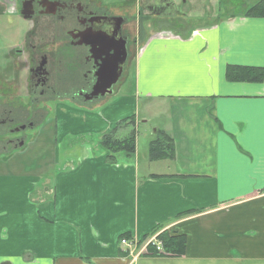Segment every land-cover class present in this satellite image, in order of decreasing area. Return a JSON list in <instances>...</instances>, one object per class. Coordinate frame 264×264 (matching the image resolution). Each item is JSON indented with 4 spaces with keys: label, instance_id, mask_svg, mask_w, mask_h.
Instances as JSON below:
<instances>
[{
    "label": "crops",
    "instance_id": "1",
    "mask_svg": "<svg viewBox=\"0 0 264 264\" xmlns=\"http://www.w3.org/2000/svg\"><path fill=\"white\" fill-rule=\"evenodd\" d=\"M146 1L136 10L150 15L156 6L167 15L165 0ZM167 1L190 5L194 23L160 17L155 28L150 21V33H163L137 44L127 98L112 104V96L70 104L43 98L31 109L40 120L32 152L0 166V264H264V79L225 77L229 67L264 71V18L245 15L262 0ZM1 14L17 18L13 8ZM48 28L40 27L33 41L66 67L71 89L78 65L64 55L62 37L71 25ZM18 30L22 42L26 30ZM52 43L56 51L48 50ZM6 104L21 113L28 100L22 90ZM131 113L158 127L144 138L142 153L136 140L132 156L116 153L109 162V153L81 140L95 120L106 131ZM157 132L173 140L170 161H148ZM65 141L71 146L60 152ZM157 230L185 236L184 256L125 254L122 239L139 243Z\"/></svg>",
    "mask_w": 264,
    "mask_h": 264
},
{
    "label": "flooded vegetation",
    "instance_id": "2",
    "mask_svg": "<svg viewBox=\"0 0 264 264\" xmlns=\"http://www.w3.org/2000/svg\"><path fill=\"white\" fill-rule=\"evenodd\" d=\"M137 3L141 7L148 4L146 0H129L125 4H103L102 0H0V10L13 8L17 18L24 20L28 27L20 42L16 40L19 33L17 26L0 24V33L15 39L13 44L6 46L10 48L3 55L12 62L5 65L0 73V166L5 167L32 152L40 135V120L36 119V112L31 109L43 98L66 104L109 99L125 80L128 62L135 57L137 44L143 45L152 36L163 33L159 29L150 33L147 30L150 21L154 22L155 28L162 18L183 16L191 20L192 25L194 23L188 16L192 12L188 4H183L184 9H181L165 0L167 15L156 6H153V14L149 15L136 10L134 4ZM203 10L202 18L205 20L210 13L205 8ZM62 23L71 25L62 37L69 53L67 56L74 58L78 64V70L72 69L76 83L71 89L68 83L65 89L60 87L63 83L59 80L62 64L43 53L33 41L40 27L48 26L49 30H54L59 29ZM52 33L58 35V31ZM122 41L126 43L127 59L118 82L111 86L114 61L121 51ZM48 50L56 51L55 44L52 43ZM3 56L0 55V58ZM21 73L25 74L23 79L20 78ZM110 86L111 95L96 96ZM22 90L28 100V104L22 107L26 110L14 112L10 110L13 106L6 104V98L17 97ZM30 131L34 132L32 136H29Z\"/></svg>",
    "mask_w": 264,
    "mask_h": 264
},
{
    "label": "trees",
    "instance_id": "3",
    "mask_svg": "<svg viewBox=\"0 0 264 264\" xmlns=\"http://www.w3.org/2000/svg\"><path fill=\"white\" fill-rule=\"evenodd\" d=\"M245 15L247 18H264V0L250 7ZM225 77L229 82L258 84L262 83L264 79V71L261 68L229 67L226 70ZM123 129L124 133L122 134L126 135L119 137L118 132H121ZM98 139L99 140H97L95 144L100 150L110 154L108 158L109 162L114 161L112 155L116 153H124L126 156H132L136 148L135 119L131 118L117 123L114 130L99 136ZM173 157V140L165 133L157 132L153 141L148 145V160L150 162L170 161ZM157 231L151 235L155 234ZM158 241L161 243L164 253L159 254L153 248L149 247L147 252L150 256L165 258H180L184 256L186 246L185 236L176 235L174 233L170 235L166 232H162L158 235Z\"/></svg>",
    "mask_w": 264,
    "mask_h": 264
},
{
    "label": "rangeland",
    "instance_id": "4",
    "mask_svg": "<svg viewBox=\"0 0 264 264\" xmlns=\"http://www.w3.org/2000/svg\"><path fill=\"white\" fill-rule=\"evenodd\" d=\"M0 24L6 25V26H17V28L22 29V31L24 32L28 27H27V23H25L24 21H20L18 18L12 16L9 17H4L3 14L0 15ZM15 42V39L9 37V36H5L4 34L0 33V55H5L6 54V46L11 45ZM68 52H65L64 55H67ZM12 61L10 59H7L6 56H3L0 58V73L2 72V68L5 67V65H8L9 63H11ZM78 65V64H77ZM132 74H133V70L130 69L125 77V80L123 81V83L120 85V90L117 92V94H113L112 95V99L109 102V104L115 103L120 101L122 98H127V96H129V90H132ZM69 73L66 71V67L63 66L62 70L59 72V80L62 83V85H60L61 88L65 89L66 85L64 80L67 81V79L69 78ZM98 111V110H96ZM100 112V111H99ZM98 112V113H99ZM135 113H131V114H120V116L118 117L120 120L118 122H116L114 124V126L110 129H107L106 131H104L106 125H103L100 121L95 120L94 123L92 124V126L90 127V129L85 132V137H83L81 140L84 141H90V142H94L97 143V140H99V136H102L103 134L109 133L110 131L114 130L115 126L117 125V123L127 120V119H133V115ZM104 116L106 117L104 120H111V117L109 116V114L107 113H103L102 117L104 118ZM62 115L59 117V119H61ZM135 119V118H134ZM144 120H147L148 123L147 124H143L141 121V114H137V117L135 119V131H136V140L138 142V151L139 153H142L144 150V146L146 145V140L144 138H147L148 135H150V133H152L154 131V127H157L155 123L150 122L148 120V118H145ZM128 127H132V126H128ZM158 128V127H157ZM34 132L30 131L29 132V136H32ZM124 133V129L120 132H118V136L122 137L126 134H122ZM147 133V134H146ZM156 136V135H155ZM63 144H61L60 148V152H62L64 149H67L69 146H71V144H69L68 141L62 142ZM77 145H74L73 148H75ZM79 148L81 147L80 144L78 145ZM95 147V146H94ZM79 148L74 149L73 153H71L70 155L76 159L81 150H79ZM148 155V146H147V153ZM149 161V160H148ZM162 232L157 231L155 234L149 236L148 238H152L155 237L156 234L160 235ZM147 238V240H148Z\"/></svg>",
    "mask_w": 264,
    "mask_h": 264
},
{
    "label": "built area",
    "instance_id": "5",
    "mask_svg": "<svg viewBox=\"0 0 264 264\" xmlns=\"http://www.w3.org/2000/svg\"><path fill=\"white\" fill-rule=\"evenodd\" d=\"M120 244L125 249V254L131 257H135L134 253L138 255H149L147 250L149 247L153 248L157 253L162 254L163 250L161 243L158 241L157 236L147 240L142 245H138L135 241L121 240ZM133 250V252L131 251Z\"/></svg>",
    "mask_w": 264,
    "mask_h": 264
},
{
    "label": "water",
    "instance_id": "6",
    "mask_svg": "<svg viewBox=\"0 0 264 264\" xmlns=\"http://www.w3.org/2000/svg\"><path fill=\"white\" fill-rule=\"evenodd\" d=\"M125 45L126 43L125 42H121V45H120V49L121 51H119L117 54H116V58H115V61H114V68H115V73L112 75L113 76V82L111 84L112 85H115L120 76H121V72H122V69L126 63V59H127V52H126V48H125ZM111 86L110 87H107V88H104V91L102 90L101 92L99 93H96V96H100V97H104L105 95H111ZM104 87V86H103Z\"/></svg>",
    "mask_w": 264,
    "mask_h": 264
}]
</instances>
